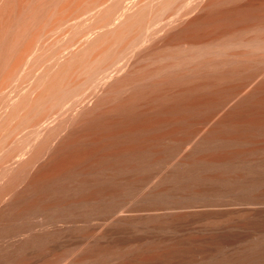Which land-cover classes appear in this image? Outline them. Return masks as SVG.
<instances>
[{
    "label": "bare ground",
    "instance_id": "1",
    "mask_svg": "<svg viewBox=\"0 0 264 264\" xmlns=\"http://www.w3.org/2000/svg\"><path fill=\"white\" fill-rule=\"evenodd\" d=\"M0 264H264V0H0Z\"/></svg>",
    "mask_w": 264,
    "mask_h": 264
}]
</instances>
